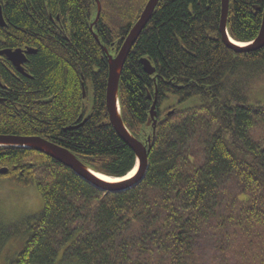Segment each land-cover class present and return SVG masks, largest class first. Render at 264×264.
<instances>
[{
    "label": "trees",
    "instance_id": "obj_1",
    "mask_svg": "<svg viewBox=\"0 0 264 264\" xmlns=\"http://www.w3.org/2000/svg\"><path fill=\"white\" fill-rule=\"evenodd\" d=\"M147 1L100 0L101 42L118 50ZM229 1L227 32L249 43L259 34L264 0ZM0 3L6 44L36 49L28 61L32 79L11 80L0 68L10 87L0 103V133L51 135L92 171L125 177L135 158L108 124V62L89 29L94 0ZM220 9V0H160L131 48L119 80L130 133L143 134L155 93L142 57L156 70L158 109L171 96L177 102L157 123L137 187L103 194L39 153L0 148V168L9 169L0 180L37 187L43 206L26 223L0 215V249L25 236L9 264H264V142L251 139L264 132V100L254 98L264 82V47L228 50ZM58 14L65 38L49 18ZM79 77L91 78L96 94L84 124Z\"/></svg>",
    "mask_w": 264,
    "mask_h": 264
},
{
    "label": "water",
    "instance_id": "obj_2",
    "mask_svg": "<svg viewBox=\"0 0 264 264\" xmlns=\"http://www.w3.org/2000/svg\"><path fill=\"white\" fill-rule=\"evenodd\" d=\"M95 5L97 7L96 12L91 16V21L89 24L90 32L93 35L94 40L100 45L101 50H103L106 61L108 62V78H107V88H106V108L107 115L109 116L110 125L113 127L117 136L125 143L133 152L134 157L137 159L138 171L136 175L126 179H117L115 182L103 181L97 177V173L95 171L89 170L83 162L77 159L75 155H73L68 150L61 148L60 146H56L53 143L46 141L39 137H12V136H4L0 137V148H21V149H29L32 151H39L45 154L48 157H51L54 161L59 164H62L64 167L72 171L80 180H83L87 184H89L92 188L100 192H126V190L136 187L141 181H143L147 170H148V152L151 149V141L155 138V130L157 126V117L156 113V99H157V85H156V70L155 67L151 64V62L142 57L140 59V63L142 65L143 70L150 77H154L152 81H154V99L152 102V106L148 114V120L146 122V126L151 130L150 135H144V142L139 141L137 138H134L130 135L126 126L122 121L120 115V104L118 103V86H119V78L122 73V68L127 61V57L131 52L132 46L138 40L141 32L145 29V26L151 20V15L153 14L155 8L158 6V2L160 0H148L145 4L146 6L140 13V17L132 26L130 32L125 37L124 42L121 44L119 52L116 50V45L111 44L109 48L104 46V44L99 39L95 27L98 24L99 16L101 12L100 2L99 0H94ZM221 2V16L219 21V34H221L222 42L227 47V49L233 51L236 54L240 53H251L258 52L264 47V7L262 12L261 25L259 29L258 36L250 42L249 45H241L235 43L227 34V15H228V0H220ZM256 12L260 10L255 8ZM0 25L5 26V22L3 20V15L1 12L0 6ZM118 52V53H117ZM25 53L30 54L31 51L27 50ZM4 54L7 55L8 59L17 65L20 72L23 74V69L21 68V64L25 60V54H22L20 50L15 51H4ZM148 98L151 100V96ZM149 132V131H147ZM147 134V133H146ZM7 169L0 168V174H6ZM113 180V179H112Z\"/></svg>",
    "mask_w": 264,
    "mask_h": 264
},
{
    "label": "rangeland",
    "instance_id": "obj_3",
    "mask_svg": "<svg viewBox=\"0 0 264 264\" xmlns=\"http://www.w3.org/2000/svg\"><path fill=\"white\" fill-rule=\"evenodd\" d=\"M255 95L257 97L254 98L262 101L264 100V82L263 84H258L255 86ZM192 100L195 101L196 99ZM170 101H175V99L171 98ZM167 104L168 102H166V105ZM190 104L191 101H188L184 104H180L179 108L181 110L186 109ZM260 132V130L256 131L254 136L251 137L256 146L258 145V143L262 144V141L264 142V132H261V134ZM260 146L264 147V143ZM197 156L200 157L199 153L197 154ZM42 207V196L38 192L37 187L29 186L25 189H21L19 187L16 188L9 181L1 179L0 214L4 218L12 221L14 224L26 223L27 221H29V218L31 216L40 213ZM24 238L25 236H23L22 234L20 235V237L12 239L9 244L0 249V264H9L10 261L20 253L21 248L24 245Z\"/></svg>",
    "mask_w": 264,
    "mask_h": 264
},
{
    "label": "flooded vegetation",
    "instance_id": "obj_4",
    "mask_svg": "<svg viewBox=\"0 0 264 264\" xmlns=\"http://www.w3.org/2000/svg\"><path fill=\"white\" fill-rule=\"evenodd\" d=\"M0 6H1V12H2L3 11V5L0 3ZM49 18L52 21V24L54 25L55 30L60 35V38H65L66 32L63 31V29L61 27V20L60 19H62V18L60 17V14L55 15L54 17L49 16ZM3 20H4V18H3ZM5 24H6L5 26H1L0 25V68H2V70L4 71L3 73L5 74V76H7L11 80L20 81L21 80V77H25L27 79H32V76H30L29 71H28L29 70L28 69L29 68V65H28L29 62L28 61H29V58L31 56H33V54L36 53V49L35 48L32 49V48H30L28 46H24V47L20 48L19 46H13V45L9 46V45H7L6 44L7 36L5 35L4 32L1 31L3 29H6L7 28V23L5 22ZM27 49H32L35 52H33L32 54H28V53L25 54V60L23 61V64H21V68L23 69V74H22L20 72L18 66L17 65H14V63L11 62L8 59L7 55L4 54V51L21 50L22 51V54H24ZM78 79H79L80 89H79V103H78L79 110H78L77 116L82 118V122L81 123H83V121L88 118V116H87L88 104L91 103L92 98L93 99L96 98V94L94 93L95 87H94V84L92 83L91 78L85 79L83 77L82 78L79 77ZM9 90H10V87L6 84L5 77H3V74H1L0 75V103L3 104L6 101V98L5 97H2V96H5L6 95V91H9ZM87 99H88V104H87ZM40 101H42V100H35L34 101V104H38L37 102H40ZM43 102H46V101H43ZM92 105H93V107L91 108V114H90L91 117H92L93 109H94V100H93V104ZM159 105H161V104H159ZM166 107H168V106H166ZM166 107H164V109H166ZM20 109H21V106H19V109H17V111H19ZM168 112H165L164 111L163 112L164 115H163V113H161V111H159V109H158L157 113L159 115V119H163L164 116L166 114H168ZM88 120H90V119H88ZM88 120H86V122ZM4 136H12V137H15V136H17V137H26V136L39 137V138H42V139H44L46 141L49 140L51 143H53L54 145H56L58 147L59 146L62 147V144L60 142H58L57 140H55L53 138V136L46 135V134H41V133H39L37 135H26V136L18 135V134L13 135V134H9V133H4V134H1L0 133V137H4ZM7 149H11V150H15V151L16 150H19L21 152L22 151H25V152L28 151V152H30V150H24V149H18V148H16V149L7 148ZM31 152L33 153V151H31ZM34 153L38 154L39 152L38 153L37 152H34ZM39 154H41V153H39ZM30 165L33 166L32 163H30L29 166ZM5 169H7L6 174L9 173V169L7 167ZM6 174H3V176L6 175ZM0 175H2V174H0ZM5 180H7V181H9L11 183V181L9 180V178H6ZM21 189H25V188H21Z\"/></svg>",
    "mask_w": 264,
    "mask_h": 264
},
{
    "label": "bare ground",
    "instance_id": "obj_5",
    "mask_svg": "<svg viewBox=\"0 0 264 264\" xmlns=\"http://www.w3.org/2000/svg\"><path fill=\"white\" fill-rule=\"evenodd\" d=\"M220 12H221V9H220ZM220 16H221V14H220ZM219 21H220V18H219ZM227 22V21H226ZM220 24V23H219ZM238 44V43H237ZM239 44H241V45H244V44H242V43H239ZM49 141V140H48ZM50 142V141H49ZM136 173V169L135 170H132L131 172H129L128 173V175L126 176V178H129V177H131V176H133L134 174ZM97 177L99 178V179H101V180H105V181H109V182H115V180H117V179H115V180H112L111 178H109V177H107V176H103V175H100V174H97ZM125 178V179H126Z\"/></svg>",
    "mask_w": 264,
    "mask_h": 264
}]
</instances>
